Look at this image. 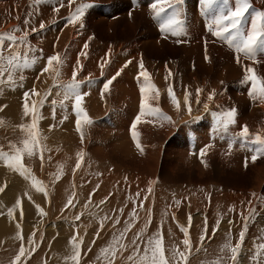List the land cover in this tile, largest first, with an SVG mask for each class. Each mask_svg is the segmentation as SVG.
<instances>
[{"label":"bare ground","instance_id":"bare-ground-1","mask_svg":"<svg viewBox=\"0 0 264 264\" xmlns=\"http://www.w3.org/2000/svg\"><path fill=\"white\" fill-rule=\"evenodd\" d=\"M191 1L194 2V0H191ZM254 1L255 0H252V2ZM25 2L26 0H6V1L0 0V33H6L8 29L14 28L16 24V23L15 24L13 23V20L12 21L10 20V13L8 9L11 8L12 11L16 10V13H14V16L15 18L18 19L20 17V13L22 12V11L20 12V8H23L25 6ZM39 2H41V0H33V3H34L33 8L35 9L37 13H39V16L41 14L42 18L45 19L44 23H47L45 24L46 25L45 28L43 30H40L38 26L36 27L37 29L36 32H31V28L35 26H33V24L25 25V26H22V29H21L22 31L15 33V35L20 36L22 35L23 31L29 32L28 39H29L31 46L36 49L43 50V58L39 59V62L42 64V66H45L46 58L55 53H59L62 57L65 58L64 65L67 64V68L63 65L65 68L62 67L61 69L62 74L59 77L60 83H66V81L71 79L72 71L74 67L76 66L78 54L81 51L87 52L86 58L84 56L79 57L80 64L83 66V68L78 70L77 80L83 81L82 83L83 91L82 92L90 93L88 95L89 99L94 98L95 94H98L101 92L100 90H102V86H103V82H101V80L99 81V78L97 77L98 78L97 79L96 76L100 75V73L103 74V79L105 82L112 77L111 75L109 76V73H110L109 69H108L109 73L107 74V69L105 67L101 69L100 67L101 62H102V56L100 59H97L93 56V54H96V53L102 54V48L97 46L94 48L95 49L100 48V49L95 50L92 46L91 50H89L88 48L84 49L83 43L88 38L87 31H85V28L87 26L85 24L83 28H80L78 24L75 26L72 24H68L67 25L68 27L67 28L65 27L68 30V32L61 36L51 35L49 31L50 30L49 24H48L49 17L51 14H54V15L57 14L58 16H63L65 18H68L70 12H74L76 6H78L81 3H90L93 5V3H95L94 0H75V6L72 5L71 7L68 8L69 10H66V9L63 10L61 7L59 12H56V13H53V11L52 12L49 11V9L46 8V6H44V3H39ZM65 3H67V0H64V4ZM216 3H218V0H216ZM230 3H231V0H230ZM218 4H221V3H218ZM41 6L44 11H41ZM91 8L85 10L84 18L85 16L86 18H88V14ZM208 10L210 12H215V11H212L210 7L205 9L199 3V10L197 12V15L200 14L199 12L203 14L204 11H208ZM193 13L194 12H192V14ZM23 14L24 13L22 12L21 15ZM216 14H218V12L212 13L211 15L215 16ZM84 18H83V21H84ZM38 19L39 17L35 19V23ZM204 19H205L204 22H201L203 26V30H201V32L203 35L197 38L198 39L197 42H202L201 45L203 44L202 46H204V47H201L200 52H205L206 42H207V49L211 46L213 48V46H215L217 43L219 45L222 44L221 42H218V41L215 43L213 39L214 40L217 39L219 41H222V40L216 37H213L210 31L208 30V25L211 23L212 20L209 19V16L208 17L204 16ZM63 20L64 22H67L65 21V19ZM63 20H60V21L63 22ZM197 20L200 21L199 19ZM109 23H110V20H109ZM58 24L59 22L53 26H58ZM18 25L20 26V24ZM249 26H250V19L246 18L244 22V27L247 28ZM56 32H59V31H56ZM171 41L173 43L177 40L171 39ZM150 42L154 44L156 41L151 40ZM139 43H140L139 41L134 40L133 43L129 44L128 47L125 49L119 48V47L118 48H108V49L103 48L106 54V60H109L112 54L115 55L113 59V63L118 68H120L119 70L120 75L117 76L115 80H113L112 84L110 85L109 91L106 92L107 94H111L115 97H118V99L114 102L116 107L114 109L112 108L113 106L108 107V108L106 106H105L106 108L101 107V106H97V107L87 106L86 112L88 116L91 118V120L93 121V123L91 125L82 124L81 130L83 132V143H81V134L79 132H77L79 133V135L74 136L73 139L71 138L73 134L66 136L67 134L64 135L63 133L62 136L68 139L69 141L68 143H66L68 148L73 152L72 155L70 156V160H68L69 165L70 163H72L70 167H68L69 165L68 166L66 165L67 164L66 162L59 161V158L62 156L58 158L54 157V154L56 155L58 154L57 152H59V148L57 146L58 143H55L54 140L50 141L51 136L49 137L48 133L44 134L43 132L41 133V130L40 132H38V130L36 129L38 133L39 142L41 139L42 144L44 148L46 149L45 151H43V157H44L43 166H41V159H40L39 152H37V154L32 157L25 156L23 163L29 166V168L33 172L32 174L36 177L38 181L41 182L43 186L42 188H44L47 191V196L45 195V192L40 194L39 192L34 191L30 186L34 188L35 186L31 182L28 183L29 179H25V177L21 176L17 172V174L14 176L18 181H21L22 183V187H19L20 189H22L21 198L23 197V195H25L26 192H31L34 195V198L38 202L42 203L44 205V208L45 207L47 208L46 213L50 214L52 209L55 207L53 209L55 212V215H57L59 219H62V221L66 220L70 212H72L73 218H75L76 215L78 214L80 216V221L78 224H76L77 228L75 229L72 228V225L66 224V222H64V224H66L67 227L64 226L63 224H60V228L56 227L57 229H55L54 228L55 224L52 223V221L50 220L51 218L49 219L47 218L48 219L47 220L45 217H43L40 214V211L38 210V208L36 209L33 207L34 205L29 206L28 204H26L25 205L26 208H30V213L32 215H36L35 209L37 210L38 217L34 219V224H33L34 229L36 228L38 229V227L42 228L40 230L38 229V231L35 232V235L32 238V242H33L32 247L33 246L37 247L38 243L41 241V233L43 232L42 230H44L43 235L46 233L47 234L48 233L54 234V232L57 233L58 236L57 235L56 236L59 239H61L59 237V234L64 230L65 235L63 239L65 241V244L66 243L70 244V241L73 236L82 238V243L84 244V246L81 248V253L84 254V252L89 247V249H92V250L91 252L89 251L88 256L97 258L98 254L100 253V249L106 246L112 240L113 234H118L119 231L123 230L124 222L131 219V217L129 216V213L132 212L133 208L136 207L137 205V204L132 205V202L136 199V193L139 192L140 193L139 199L140 201H143L144 208L137 209L139 218L136 220V226L133 228L134 230L132 229L133 232L131 230L130 232L127 233V240H125L124 243L131 245L130 240L134 237L136 232H139L141 228H144L145 224L148 221L147 209H151L152 210L151 223L148 224L147 226L148 231L142 234L144 239H145L146 233L150 236L159 230L163 234L164 244L178 245L180 246L181 250H184L182 241L178 243V241L184 234L183 232L181 233L179 231L178 232L175 231L174 220L170 221L168 217V215L170 214L173 216L174 212L172 213V211L175 210V208L171 206L173 210L169 208L171 212L169 213L167 212V207L169 204L168 202L167 204H164V202H162L164 200V199L162 200V196H164L162 195L164 191V186L158 180L160 168L158 169L159 159L157 157H160L161 153L163 154L165 150V145H168V152H173L174 150L172 149H179L175 151V152L179 151L177 153V157H178L177 164L182 165V166L185 165V168H184L185 171L181 169L180 172H183V175H188V176L189 175L194 176V174H196L195 180L197 182L204 183L207 185V183L205 182L206 181L205 177L208 174L213 173L212 170H210L212 168H214L215 170H220L223 174L227 176V178H231L232 177L231 175H234L235 177H238L240 179L246 180V178H248L252 180L251 182L252 187L250 188L251 190L248 192L245 191L244 189H243L244 191L238 190L237 192V188H233V190H230V191H223L222 189H224V186L219 184L217 187L214 188L215 193L217 192V194L214 193V197L219 200H211L210 198H206L202 194L195 195L196 196L195 198H192L194 197L193 195L192 197L184 196L182 199H180L181 201L180 213L183 211L182 207L188 208V206L191 205L190 207L191 211H189L188 209L189 215L192 213L197 214V218L193 217L194 214H192L191 226L189 227L191 230L190 238L193 242V249H192L191 256L192 255L194 256L190 257L188 264H198L204 261H205V264H211V262L216 261L218 258H221V257H222L221 264H233V262L230 259V255H231L230 251L226 249L222 253L220 249H221V246L225 242H228V241H230L232 245L234 246L235 243L239 239L240 231L245 229V225L247 226L245 240L240 249V255L237 261L235 262V264H253V261L250 259V257L255 252L254 242L256 244L264 243V232L258 230L257 228L258 225H256V227L255 226L251 227L250 225H247L249 220H251L250 218L254 214L258 213L259 212L258 210H261L262 207L264 206V200L262 198L260 199L259 195L257 194L261 188L264 189L263 188L264 187V160L261 162L257 160L255 162H252L251 160V156L254 154V148L256 147V143H253V139L255 135L259 132L261 136H264V102H261L259 99L253 100L249 96L250 84H245L244 86L243 84L238 83V85L236 86V89H237L236 93L232 92V94H234L233 103H232L234 104V106L230 107V108L234 107L237 110L236 117H235L236 122L234 124L229 125L228 128L225 129L222 123L220 122V120L218 119V116L216 115L217 113H220L221 111L226 110V108H229L230 106V104L226 105L227 103L225 100V96H220L218 94L219 91L217 90L218 89L223 90V89H220L223 86V84L225 85L226 82L235 80L237 77V73L238 74L240 73L241 76L244 77L245 66L253 67L252 66V64H254L253 60L246 58L242 53H236L234 48L229 47L227 44L226 46L221 47L224 50L229 48L231 51L230 56H228L227 58L228 60L227 64L225 62H219L218 70L214 75H208L205 77L203 76L201 80H199L197 78L199 76L198 72L202 73L203 75H207L208 71L205 70L206 68L203 70H200L199 68L201 67L196 64L197 65V69H195L196 71L190 72L189 66H187L185 70L181 72L182 75L181 74L179 75L176 74V76L172 75L166 81L165 73H164V66L158 65L156 61H153V60L149 61L145 59L144 57H142V54L140 53L139 48H138ZM40 46L41 47L43 46V47L40 48ZM4 47H5V55H7L8 54L7 42H5ZM109 49H111L110 53H109ZM21 51H23V48L21 49ZM37 53L40 55L39 52ZM119 54L126 56L127 59L125 60L123 57L120 58L118 56ZM237 56L240 58V63H237L236 61ZM98 57H100V55H98ZM185 58L191 59V55L187 54ZM141 59L143 60L145 68L150 74H152L156 69H159V72L162 73V74H158V78H157V82L159 83V88L161 90L159 99L158 101L152 100L150 102L153 104V106H158L162 110V112L165 115L171 117V120H172V123H168V122H161L158 120H154V118L148 117V116L141 118V122L137 124L135 131L138 133V140L143 147V153H141L135 146V142L133 141V138H132V128H131V125L135 121L136 116L140 113V98H141L140 97V85L143 83V78L141 77L140 80L138 81L137 76L140 71L138 65ZM128 61H131V63L128 64L127 67H124V65ZM256 61L260 64V67L262 65V70L264 71V52L257 51ZM34 66H38V64ZM253 68L256 71L257 70L256 68L258 67H253ZM263 71H261L262 75H264ZM54 75L55 73L52 71H50L49 73H45L43 75L35 74L33 75V77H30L31 75L30 76L27 75L28 79L26 81L24 80L20 82L16 81V86L19 87L20 90L24 88L28 90V88L30 89L32 83L43 84L41 88V92H44L45 88L49 89L52 86ZM37 77H39V79H37ZM132 77L136 81H133L134 79H132ZM89 79H91V83H88ZM238 79H236L235 81H239ZM177 80H179L178 85L176 84ZM20 84H22V86H19ZM169 84L172 85L173 90L175 89L177 90L179 86H182L181 88L184 89L183 90L184 93L181 96H179V98L177 97V100L179 101V104H180L179 110H177V108L172 104L171 100L169 99L168 93H166L167 90L165 88H168L167 86ZM113 87L118 92L122 91L123 95L117 96V93L114 90H112ZM197 88L202 89V92L199 97L201 102L199 104H197L196 102V99H197L196 89ZM186 89L189 93H191V95L189 96V103L191 104V107H192L191 114L188 113L184 105V95H185ZM14 90L12 89V91ZM213 90H215L217 95L215 96L213 101H208L207 96ZM57 91L58 89H53L52 92L54 93V95L51 97V99H48L46 101H49L51 103V100L53 99L57 101L61 100L60 96L56 95ZM162 99H168L169 102L164 103ZM121 103L124 105L123 109H122ZM205 103L209 105V108L207 111L204 108ZM223 107L225 109H223ZM40 109L41 107L39 108V112H40ZM52 109H53V105L50 104L49 110L51 113L53 112ZM62 110H63L62 107L58 109L55 108L56 113L60 112V115L61 114L63 115V116H60L56 114L57 117L59 116L60 118L61 117L65 118V115L68 114L67 111L65 110L62 111ZM2 116H6V113L5 114L1 113L0 118H2ZM100 117H102V120L104 119V121L107 120L108 122L106 121L107 123H104L102 121V124L100 125L99 124ZM26 119L29 120V116H25L23 113V109H22L21 113L17 112L15 115L11 117L10 123L16 122L18 125L23 124L26 126ZM56 119L54 120V122L56 121ZM76 119L77 117L75 116V120ZM173 122L174 123L176 122V124L179 125V127L181 128L180 130H177L178 132L176 133H175V126ZM114 123H116L117 128H115L112 131L105 130L103 128L105 126H108L109 128H113ZM60 124H61V121H60ZM241 125L248 126V129H249L248 138H241L238 135V133L240 132ZM4 128L8 129L6 125H4ZM68 130H71V129H67V131ZM2 131L3 129L2 130L0 129V132ZM5 131L6 130H4L3 136L0 134V138L1 137L3 138L0 140V146H3L4 150L8 149L9 151H11V144L22 146L21 141L25 138L24 132H22L18 128L15 129L11 133L8 132V134H5ZM179 132H181V135ZM102 133H104L103 136L105 137V139L103 140L101 139ZM54 134L57 135L59 133L57 131V132H54ZM54 134H53V138L55 139L56 136H54ZM175 135L179 136L178 137L179 139L170 142L171 140L175 139L174 138ZM45 136L47 138L49 137V140L46 138L44 139ZM115 136L118 137L119 141L117 140L116 142L113 140V137ZM74 139H77L75 147L73 145V141H75ZM165 140L167 141L165 145L163 146V143ZM52 142L55 143L54 147L52 146L53 144ZM229 143H232L233 145L231 150H229V147H228ZM249 144L253 145L254 148L253 146ZM206 145H209L210 147H208L206 155L201 157L199 150L204 148ZM50 148H54L55 150L57 149L58 150L54 151L53 153H50L49 152ZM80 151L84 152V157L81 163V167L77 169L75 172H73L76 161L78 159L77 153ZM112 151L113 153H111ZM115 151H118L120 155L122 154L125 157H128V155H130L132 160H134L133 162L136 163V165L141 169V171L139 172L134 171L131 173H127L128 171L125 172L122 168L121 169L119 167L115 168L112 164H109L110 161H107L108 159L106 160L105 155H104V158L102 157V154L110 153V155H112L114 158H117L114 155ZM91 158L101 161L102 166H100L97 161H94L96 163H94L92 167L91 166L92 163L90 164L89 162L88 164L87 162ZM246 159H247V166H245ZM202 160H203V163L201 162ZM59 162H62L63 164V165L60 164L61 169L59 167ZM136 165H135V168H136ZM52 166H55L56 168L59 167V169L62 170L61 172H63L62 174L64 175V177L57 185V188H58L57 198L55 199L54 207L51 204L50 208H48L47 203H50L51 201L49 200L50 202H48L47 198L48 199L50 198V192L52 191V188H53V186L50 184L51 182H49V184L47 183L48 181L52 180V178L48 175L49 174L48 170L50 168V170L53 171L54 168L52 169ZM0 167L1 169L6 168L7 170H12L11 168L6 167L3 161H0ZM98 167L102 168V172L100 171V168ZM177 168H178L177 170L180 169L179 167ZM45 173L47 174V176L45 175ZM172 173H173V170H172ZM55 176H57V172L55 173ZM53 177H54V174H53ZM149 189H151V191H149ZM8 191L9 190L7 189V194H8ZM165 191H168V190H166L165 188ZM85 192L89 194H94L97 192V194L95 195V197H91V202L89 203V200L87 201V199H85L83 195H81V194H84ZM73 193L75 194L73 197L74 206H69L66 208V211H64L65 204L67 203L68 198L73 195ZM253 193H255V196L252 195ZM203 194H205V191ZM211 194L212 192L209 193V195ZM80 195L82 199L77 202V199L80 197ZM148 195H151V196L148 197ZM145 196H147L146 200L144 199ZM105 198H107L106 202L101 204L100 201L105 200ZM17 199H19V192H16L11 197L13 207L16 206ZM27 200H29V198H27ZM200 200L204 202L202 201L200 202ZM168 201L170 200L168 199ZM249 201H251V204H249ZM76 202L77 204H75ZM87 204L88 206L85 207V205ZM175 204L176 203H174V205ZM78 205H80V209L77 213V207H79ZM163 205H167L165 209H162ZM218 205H221L222 209ZM92 206H94L95 208ZM227 206H230L229 209L230 208L232 209L231 212L236 211V215H234L235 217H232L230 214H226ZM198 207H201L200 211L195 212V210ZM44 208L43 210H45ZM121 208L124 209L123 213L119 211V209ZM7 210L6 212H9V210L14 211V208H9V210L8 211ZM1 211H0V215H2V213L4 212V211L2 212ZM109 211H111L110 214H113L112 217H115V215H118L121 221V223L115 225V227H113V225L110 224L109 222L110 220L106 221L102 218V215L106 212L109 213ZM221 211L224 212L226 215H228L227 218L225 216L223 217V215L221 214ZM85 213H89L90 215H87L88 217H86ZM105 217H107V215ZM244 217H248V219L245 220ZM102 220H103L104 225H106L103 227V229H101L100 227ZM184 220H185V217L184 219H182V222H184V225L189 226L188 218L185 221ZM205 220L207 221L208 231H207L206 239L203 242V249H206L207 251L201 250L199 253H196L195 251L196 248L201 246L200 236L205 226ZM53 222H55V220ZM234 223L235 224L237 223V225H235ZM109 224L112 226L110 228H112L113 231L112 229L110 230V228H107ZM213 228L217 229V231L215 232V235H213V232H212ZM12 229H13L12 226L2 225L0 226V233L1 234L4 233L7 235L8 233H12ZM99 230H100L99 237H97V232ZM170 234L172 235L171 237H173L174 239V243L172 244H171L172 238L171 237H170L171 239L168 238ZM15 236H14V233L13 235H10V237H13L10 241L8 237V241H9L7 242L8 244L5 245L6 247L3 248L2 251L0 252V264H11V261L13 260L14 255L16 254V252L14 253L13 250L16 248H19L17 247L15 243H13ZM26 237L28 238V236ZM43 237L45 238L46 236H43ZM5 239L7 238L1 237L0 242ZM93 241H95V243H93ZM48 243L49 241L47 240V243H45V245H47ZM138 243H140V241H138ZM50 245H51V248H53L55 244L54 245L50 244ZM70 246L72 247L71 244ZM63 247L64 246H62V248ZM66 247H68L67 249L65 248L66 250L60 251L61 252L60 254L56 253L57 255L53 254V251H51V257L53 256V258L56 259V261L58 262V259H61V257L64 256L66 258L67 264H74V262L69 259V257L73 254V252L69 253L68 257L66 255L67 252L73 251V248L69 246H66ZM12 252L14 255L11 256ZM27 253L29 252L26 251V255L22 259L27 260L26 258ZM34 258L30 264H38L37 261L39 259H36L37 257L35 259ZM119 258H123V257H121L118 254L116 263L118 262ZM92 259H89V260H92ZM263 259H264V256H261L260 258L261 263ZM85 263H88V262L86 261L84 262V264Z\"/></svg>","mask_w":264,"mask_h":264},{"label":"rangeland","instance_id":"rangeland-1","mask_svg":"<svg viewBox=\"0 0 264 264\" xmlns=\"http://www.w3.org/2000/svg\"><path fill=\"white\" fill-rule=\"evenodd\" d=\"M255 1L252 2L253 9L254 10H256V9L257 10H264V0H258L259 2L257 0H255ZM26 2H25V6L23 8H20V12L22 11L24 14L21 15L22 14V12H21L20 13V17L18 19L15 18V16H14V13H16V10L12 11L11 8L8 9V11L10 13V20L11 21L13 20V23L14 24L16 23L15 26H14V28H16L17 26H19L18 24H20L19 27H20V29H22V26H25V23H24L25 20H29L30 23L28 25L33 24V26H35V28H36L40 24L39 21H43L44 22V20H45V19L42 18L41 14L39 16V13H37L35 11V9L33 8L34 7L33 0H26ZM94 2L95 3H93V6L90 9V12L88 14V18H86V16H85L84 21H83V23L87 26L85 28V31H87V36H88L87 40L83 43V45L87 42L88 45H89L88 46V49L89 50H91V47L92 46H93V48L94 47H97V46H99L100 48H102V54L101 53L93 54V56L95 58H97V59H100L101 56H102V62H101V64L104 62V60H106V54H105V51H104L103 48L108 49V48H118L119 47V48L125 49V48L128 47L129 44L133 43L134 40H137V41H139L141 43V44L140 43L138 44V48H139L140 53L142 54V57H144L145 59H147L149 61L150 60L156 61V63H158V65H163L164 66L165 77L167 75V70H170L171 73H172V75L176 76V74L177 75H179V74L182 75L181 72H183V70H185V68L187 66H189L190 72H194V71H196L195 69H197V65H199L201 67V68H199L200 70H203V69L206 68L205 70L208 71V74L207 75H203L202 73L198 72L199 76L197 78L199 80H201V78L203 76L205 77V76H208V75H214L217 72V70H218L219 62H225L227 64V61H228L227 58H228V56H230L231 51H230L229 48L228 49H225V50L221 48V47L227 45L226 42H222V41H219L217 39L214 40L212 38L213 41H215V43L218 41V42H221L222 44L219 45L217 43L215 46H213V48L211 46V47L208 48L209 50L207 49L208 60L205 59V52H200L201 51V47H204V46H202L203 44L201 45L202 42H197L198 41L197 38H199L200 36L203 35L202 32H201V30H203V26H202V23L201 22H204V20H205L204 19V16H207V17L209 16V19L212 20V18L214 16H212L211 14L212 13H217V12H219V11L222 10L221 0H218V3H221V4H218V3L215 2L213 5H210L209 6L211 8V10L212 11H215V12H210L209 10L208 11H204L203 12L204 15L201 12H199L200 14L197 15V12L199 10V0H194V2H192L191 0H184L183 5L181 6V13H182V18L184 20V26L185 25L186 26L184 27V33L185 34L184 35H181L182 37L181 36H178V37L177 36H173L170 33H165L164 34V33H162L160 31L159 25L161 23V18H154L153 15H152L153 13L150 11V8H149V5L153 2V0H96V1L94 0ZM39 3H44V6H46V8H48L49 11H51V12L53 11V13H56L53 9L55 7H57V5L59 3V0H41V2H39ZM67 5H68V3H65L64 4V7H62V9L63 10L64 9L69 10L68 8L70 6L67 7ZM74 6H75V4H74ZM41 11H44L43 8H42V6H41ZM130 11L132 13L131 14V17L129 16V12ZM192 12H194V13L192 14ZM195 14H196V16H195ZM55 15L54 14H51L50 17H49V23L48 24H49L50 34L53 35V36H61V35L66 34L68 32V30L66 29L68 27L67 26L68 23L67 22H64L63 19H65V21H67V18H65L63 16H58L57 14H55ZM52 16H54V17H52ZM199 16H200V18H199ZM38 17H39V19L35 23V19H37ZM61 17H63V18H61ZM131 18H133V19H131ZM196 18L199 19L200 21H198ZM41 19H43V20H41ZM157 19H159V20H157ZM191 19H193V20H191ZM248 19H250V17H248ZM60 20H63V22L60 21ZM109 20H110V23H109ZM58 22H59L58 26H53V25L57 24ZM45 24H47V23H45ZM14 28L8 29L6 33H8L10 30H12ZM157 29H159V30H157ZM56 31H59L60 33L59 32H56ZM186 32H188V33H186ZM79 33H81V32H79ZM163 35L164 36L167 35V39L163 38L164 37ZM185 35H187V36H185ZM89 37H92V39H89ZM171 39L172 40H178L179 39V40H182L184 42L178 44L175 41V42L172 43ZM151 40H154L157 43L155 42L153 44L152 42H150ZM42 47L40 46V48H42ZM156 48H158V49H156ZM99 49H95V50H99ZM227 52H228L229 55L227 54ZM187 54L188 55H191V59H186L185 58V56ZM36 55L39 56L38 53H36ZM98 55H100V57H98ZM112 56L108 60L110 62L105 66V68L107 69V74L109 73V71H108V69H109L110 70L109 76L111 75L113 77V76H115V74L117 73V71L120 70V68H118L113 63V59H114V56L115 55L112 54ZM118 56L120 58L123 57L125 60L127 59L126 56H123V55H120V54ZM187 60H189V61H187ZM37 64H38V66H34L33 68L26 69V70L23 71V74L25 75L24 76L25 77L24 81H26L28 79L27 75L28 76L31 75L30 77H33V75L40 74L41 73V69L44 66H42V64L39 62V60L37 61V63L35 65H37ZM158 65H157V67H158ZM166 65H167V70H166V67H165ZM64 66L67 68V64L64 65ZM252 66L253 67H258V68H256L257 69L256 70V73L259 76L264 77V75L261 74V71H263L262 70V65L260 67V64L258 62H254V64H252ZM35 70L36 71L38 70L39 72L38 71L36 72ZM158 74H162V73L159 72V69H156L151 74V80L155 84V86L159 89V92H160L161 90L159 88V83L157 82ZM97 77L99 78V81L101 80V82H103V83L105 82L104 79H103V74L100 73V75H97L96 78ZM132 79H134V78L132 77ZM236 79H238L239 81H235ZM236 79L226 82L225 85L223 84V86L220 88V89H223V90H219V89L217 90V91H219L218 94L220 96H225V100H226V103H227L226 105L230 104L229 108H226V109H230V107L234 106V104H232L233 103V96H234V94H232V92H235L236 93V90H237L236 89V86L238 85V83H241V81L243 80V77L241 76L240 73L239 74L237 73ZM162 80H163V78H162ZM17 81H19V80H17ZM68 81H66V82H68ZM133 81H136V80L134 79ZM59 82H60V80H59ZM61 84H64V83H61ZM176 84L177 85L179 84V80L176 81ZM241 84H243L245 86V83H241ZM42 86H43V84L32 83L30 89L28 88V90H27V89L24 88V89L20 90L19 87L13 86V85H10V84H7V83L6 84H3V85H0V114L1 113H4V114L6 113V116H2V118H0V121L3 122L2 124H0V129L1 130L3 129V131L0 132V134L2 136L4 135V130H6L5 131V134H8V132L11 133L15 129H17V128L20 129L19 125L16 122L10 123V119L17 112L18 113H21V111L23 109V106L26 103L25 96H24V93L25 92H29L30 93V90L33 89V87H35V89L39 93V96H34L31 93L29 94V97L27 99V103L29 105H31L32 101H38V100H40L41 98L44 97L45 93L50 88H52V86L49 89H46L45 88L44 89V92H41ZM82 87H83V84H81V89H80L81 91H83ZM181 87L182 86H179L177 90L176 89L174 90V94H175L176 98L177 97L179 98V96H181L184 93V91H183L184 89H182ZM12 89L13 90L15 89L14 90L15 92L12 91ZM165 89L167 90L168 88H165ZM17 90H18V92H17ZM112 90H114L117 93V96L118 95L119 96H122L123 95V92L122 91H119L118 92L114 87H113ZM166 93H168V91ZM53 95H54V93L52 92V95L49 96L47 98V100L48 99H51V97ZM60 98L62 99V95H60ZM90 99L88 98V95L85 96L84 99H83L82 106H83V108L85 110L87 109V106H89V107L90 106H95V107L101 106V107H104V108H106V107L108 108V107H112L113 106L112 108L115 109L116 105H115L114 102L118 99V97H115V96H113L111 94H107L105 92L104 93V98L101 100V92H100L98 94H95V97L94 98H90ZM59 101H57V104L55 106L56 109H58V108L61 107L60 104L58 105ZM162 101H164V103L165 102H167V103L169 102L168 99H162ZM50 104L51 103L49 101H46L43 104V106L41 107L40 112H39V119H38V123H37V130H38V132H40V130H41V133L43 132L44 134L45 133H48V136L49 137L51 136L50 141L51 140H54L55 143H58L59 144V145L57 144V146L59 148V152H57L58 154H56V155L54 154V157L58 158V157L62 156V157L59 158V161L66 162L67 163L66 165L68 166L69 165V163H68L69 161L68 160H70V156L72 155L73 152L68 148V146L66 144V143L69 142L68 139L64 138L62 135H63V133H64V135L67 134L66 136H68L70 134L71 135L73 134L71 136L72 139H73L74 136L79 135V133H77V130H76V123H75L76 122V120H75V116L76 115L74 114V111L72 109V101L71 100L66 101L65 102L66 107H62V109H63L62 111L65 110V111L68 112V114L65 115V117H67L66 119L64 117H61L62 119L59 116L57 117L56 114L60 115V112L59 113L58 112L57 113L55 112V115L53 116V112L51 113L50 110H49L50 109ZM165 105H163V106H165ZM121 106H122V109H123L124 105L122 103H121ZM223 109H225V108L223 107ZM28 116H29V120L26 119V126L27 125H30L32 123V116H31V114H29ZM60 116H63V115L61 114ZM55 119H56V121L54 122ZM96 120H98V119H96ZM60 121H61V124H60ZM102 121L104 123H107L108 122L107 120H106L107 122L104 121V119L102 120V117H100V120H99V124L100 125L102 124ZM57 124H58V126H57ZM173 124L175 126V133H176V132H178L177 130H180L181 128L179 127V125L176 124V122L175 123L173 122ZM4 125H6L8 127V129L7 128H4ZM38 127H39V129H38ZM66 128L67 129H71L72 132H71V130H68L67 131ZM103 128L105 130H111L112 131L115 128H117V125H116V123H114L113 124V128H109L108 126H105ZM57 131H58L59 134L55 135L54 132H57ZM22 132H24V131H22ZM179 133L181 135V132H179ZM53 134H54V136H56L55 139L53 138ZM96 135H98V134H96ZM103 135H104V133H102V137H101L102 140L105 139V137ZM59 136H60V138H59ZM49 137L47 138L45 136L44 139L46 138V139L49 140ZM178 137L179 136L175 135L174 136L175 139L171 140L170 142L179 139ZM1 139H3V138L1 137L0 140ZM74 140L75 141H73V145L75 147V144H76L77 139H74ZM113 140L116 141V142H117V140L119 141V139H118L117 136L113 137ZM166 141L167 140L164 141L163 146L165 145ZM40 142L42 144L41 139H40ZM54 142H52L53 143L52 144L53 147L55 146L54 145L55 144ZM249 145H251V144H249ZM42 146H43V144H42ZM251 146H253V145H251ZM257 147H260V145L256 144V147L255 148L253 146L254 149H256ZM57 150H55L54 148H50L49 149V152L50 153H53L54 151H57ZM172 150H174V151L173 152H168V145H165V150H164L163 154L161 153V156L160 157H157V158L159 159L158 169L160 168V173H159V176H158V180L164 186V191L162 193V195H164V196H162V200L163 199L164 200L162 202H164V204H167V202H168V204H169L168 207H167V212L168 213L171 212V210H173L171 208V206L175 208V210L172 211V213L174 212L173 213V216L171 214L168 215L170 221L174 220L175 227H176V228L174 227L175 231L181 232L180 226H183L184 225V222H182V219H184V217H185V220H186L189 217V211H191V209H190L191 205H190V206H188V208L187 207L186 208L182 207L183 211L180 213V210H181L180 204H179V206H177L176 204L174 205V203H175L176 200H180L184 196L192 197L193 195H194V197H192V198H195L196 197L195 195H200V194H202L206 198H210L211 200H219V199H216L214 197V193H215V189L214 188L217 187L219 184L224 186V189H222L223 191H230V190H233V188H237V192H238V190L241 191L243 189L245 191H247V192L251 190L250 189L252 187V183H251L252 180L251 179H248V178H246V180L245 179H240L238 177H235L234 175H231L232 176L231 178H227V176L225 174H223L220 170H215L214 168L210 169V170H212L213 173L212 174H208L205 177V180H206L205 182L207 183V185L204 184V183L197 182L195 180V177H196L195 175L196 174H194V176L193 175H189V176L188 175H183V172H180V170L183 169V171H185L184 170L185 165L182 166V165H178L177 164V159H178L177 153L179 151L178 152H175V151H177L179 149H172ZM5 151H9V150L7 149ZM199 152H200V150H199ZM64 153H66V154H64ZM111 153H113V151ZM104 155L106 156V160L108 159L107 161H110L109 164H112L115 168L116 167L117 168L119 167L120 169L122 168L125 172L128 171L127 173H131V172H134V171L135 172L141 171V169L136 165V163L133 162L134 160H132V158H131L130 155H128V157H125L122 154L120 155V153L118 151H115L114 152V155L117 158H114L112 155H110V153H108V154L107 153L106 154L105 153L102 154V157L103 158H104ZM108 156H109V158H108ZM91 159H89L90 161L88 160L87 162H88V164H89V162H90V164L92 163V165H91L92 167H93V164L96 163L94 161H97L99 163V165L102 166L101 161H99L97 159H93V158H91ZM263 160H264V156H260L257 159V161H260V162L263 161ZM60 164H62V162H59V167L61 169V165ZM71 164L72 163H70V165L68 167H70ZM135 165H136V168H135ZM127 166H129V167H127ZM26 167L29 168L28 165ZM59 167L56 168L55 166H52V169L54 168L53 171L50 170V168L48 170V173H49L48 175L52 178V180L51 181H48L47 183L49 184V182H51L50 184L53 186L52 191L50 192V198L49 199L47 198L48 202L51 201L50 203H47L48 204V208H50V205L51 204L54 207V205H55V199L57 198V190H58L57 185L59 184V182L64 177V175L62 174L63 172H61L62 170H60ZM177 167H179L180 169L177 170L178 169ZM98 168H100V167H98ZM172 170H173V173H172ZM8 171H10L11 174ZM12 171L13 170H7L6 168L1 169V167H0V188H3L4 189L3 191H0V211L2 210V211L5 212V213L3 212L2 215H0V226H2V225H8V226H12L13 227L12 233H8L7 235L4 234V233H2V234L0 233V238L1 237H6L7 238V239H5V240H3V241L0 242V252L2 251L3 248L6 247L5 245L8 244L7 242H9L13 238V237H10V235H13V233H14V236H15V234H16V236L14 237V242L13 243H15L17 245V247H19V248L23 244V246L26 249V251L29 252V253H27V257H26L27 260L26 259H22L23 258L22 257L21 258L22 262L21 261L19 262L20 264H27V263L30 264L33 261V258L34 257L35 258L37 257L36 259H39L37 261L38 264H55V262H56V264H67L66 258L64 256H62L61 259H58V262L59 263L56 261V259L53 258V256L51 257V251H53V254L57 255L56 253L60 254L61 253L60 251L66 250L68 248L66 246L71 247L70 246L71 243L70 244L66 243L67 245L65 244V241L63 239L64 238V235H65V231L64 230L59 234V237L61 239L57 238L58 235L55 232H54V234H50V233L47 234L46 233V234L43 235L44 230H42L43 232L41 233V241L38 243V246L37 247H35V246L32 247L33 242L32 243H29L28 242L29 239L32 240V238L34 236L33 233H35L36 231H38V229L39 230L42 229L41 227H38V229L37 228L34 229V227H33L34 219L38 217L37 210H36L37 209V205L39 204V211L42 210L43 213H45V215H42L43 217H45L46 219L47 218L48 219L51 218L50 220L52 221L53 224H55V227H54L55 229L60 228V224H63L66 227H67L66 224H69V225H72V228L75 229V228H77V225L76 224L79 223L80 219L79 220H76L75 218H73L72 217V212H70L69 214L71 216L68 214V217H67L68 219L66 218V220H63L62 221V219H59V217L57 215H55V212L53 210L55 207L52 209V211H51L50 214L49 213H46L47 212V208L46 207L44 208V205L42 203L38 202L34 198V195L31 192H26L27 195H23V197L21 198L22 189H20L19 187H22V183H21V181H18L15 178V176H14V175L17 174V172H15V171L12 172ZM100 171L102 172V168H100ZM56 172H57V175L60 176V179H58V180L55 179V177H56L55 176V173ZM58 172H60V173H58ZM32 173L33 172L31 171V175L35 178L36 181H38L36 179V177ZM53 174H54V177H53ZM45 175L47 176L46 173H45ZM30 182L32 183V180L31 179H29L28 183H30ZM38 182L39 183H37V184L34 185L35 188L32 187V186H30V187L34 191L39 192L40 194L41 193H44V191H38L37 190V189H39V187L40 188L43 187L42 184H41V182L40 181H38ZM165 188L168 191H165ZM7 189L9 190L8 191V194H7ZM204 191H205V194H203ZM260 191L262 192V194H261ZM16 192H19V199L21 200V206L20 207H16V206L13 207L12 206L13 203L11 201V197ZM211 192H212V194L209 195V193H211ZM263 193H264V189L261 188L258 191L257 194L259 195V198L260 199L262 198L264 200ZM96 194H97V192L94 193V194H91V197H95ZM215 194H217V192ZM81 195H83V197L85 199H87V201H88L89 193L85 192L84 194H81ZM81 195L77 199V202L82 199ZM150 196L151 195H148V197H150ZM168 196H170V197H168ZM3 197H4V199H3ZM29 197H31V199L27 200V198H29ZM168 199L170 201H168ZM134 201H135V203H134ZM134 201L132 202V205L138 204V202L140 201L139 197L136 196V199ZM201 201L202 200H200V202ZM77 202L75 204H77ZM202 202H204V201H202ZM26 204H28L29 206H33L34 205L33 207L36 208L35 209L36 215H32L30 213V208H26V206H25ZM78 206L79 207H77V213H78V211L80 209V205H78ZM87 206H88V204H87ZM166 206L167 205H163L162 206L163 207L162 209H165ZM218 206L221 207V205H218ZM92 207H94V206H92ZM229 207L230 206H227V208H226L227 209L226 210V214H230L232 217H235L234 215H236V211L235 212L229 211ZM9 208H14V211H12V215L11 216H9L8 215V212H6L7 209L9 210ZM43 208L46 211L43 210ZM188 209H189V211H188ZM200 209H201V207H198L195 210V212H199ZM221 209H222V207H221ZM64 211H66V208H65ZM258 211H259L258 213H260V214H258V213L254 214L250 218L251 220H249V222H248L249 224L247 223V225H250L251 227H253V226L256 227V225H258V227H257L258 230L264 232V216H263L264 215V206L262 207L261 210H258ZM21 212L23 213L22 216H21ZM106 213H104L105 216L107 215L108 218H110V217L112 218V215L113 214H110L111 211H109V213H107V214ZM104 214L102 215V218H105ZM192 214H194V213H192ZM192 214H190L191 217H192ZM221 214L223 215V217L225 216L226 218L228 216V215H226L222 211H221ZM85 215H86V217H88L87 215H90V214L89 213H85ZM76 216H79V215L77 214ZM52 217H54V218H52ZM115 217L119 219V216L118 215H115ZM173 217H175V218L173 219ZM193 217H196L197 218V214H194ZM3 220H5V221H3ZM54 220H55V222H53ZM104 220H106V221H109L110 220L109 221L110 224L113 225V222L111 221V219H104ZM64 222H66V224H64ZM110 224L108 225L107 228L112 227ZM17 225H19V228L17 227ZM227 225H229V224H227ZM235 225H237V223ZM104 226H106V225H104ZM135 226H136V221L134 222L132 229ZM184 227H188V226L184 225ZM27 229H29V230H27ZM111 229L112 228H110V230ZM147 229H148V227H147ZM133 230H132V232H133ZM112 231H113V229H112ZM189 231H190L189 232V236H191V230H190V228H189ZM98 232H100V230ZM53 235H54L55 238L53 237ZM113 235H116V234H113ZM145 235H146L145 236V239H146V237H148L149 235L147 233ZM20 236L23 237V240L20 239ZM26 236H28L29 239ZM43 236H46V237L44 238ZM61 236H63V237H61ZM171 236L172 235L170 234L168 238L169 239L172 238L171 239L172 240L171 244H172V243H174V239ZM183 236L180 238V240L178 241V243L182 241V239L184 238ZM8 237H9V241H8ZM49 238H50V240H49ZM47 240L49 241V243L47 245H45V243H47ZM51 240H53V241H51ZM233 241H235V240H233ZM50 244H53V245L55 244V245H54L53 248H51V245ZM192 244H193V242H192ZM164 245H165V248L167 246L166 249H170V247L173 244L172 245H170V244H164ZM62 246H64V247L62 248ZM83 246H84V244L82 243L80 245V247L82 248ZM129 247H128L129 248L128 251H126L123 254V257H126L127 255H129L132 252V246L129 245ZM19 248H16L17 251H16V249H14L13 252L14 253L16 252V254L14 255L13 252H12L11 256L14 255V258H15V256L17 255V253L19 251ZM56 250H58V251H56ZM91 250H90V252H91ZM71 252H73V251H69V252L66 253L67 257L69 256V253H71ZM85 252H84V254L81 253L80 263L84 264V262L87 261L88 263H85V264H102V261L101 260H97V258L89 257L88 256V254H89V247H88V249ZM166 255L170 256L171 253L168 252V251H166ZM193 256L194 255H192L190 257H193ZM89 259H92V260H89ZM59 260L62 261V262H60ZM116 264H126V262H125V260L123 258H119V260H118V262ZM198 264H202V262H200ZM203 264H205V261L203 262ZM261 264H264V259L262 260V263Z\"/></svg>","mask_w":264,"mask_h":264},{"label":"snow or ice","instance_id":"snow-or-ice-1","mask_svg":"<svg viewBox=\"0 0 264 264\" xmlns=\"http://www.w3.org/2000/svg\"><path fill=\"white\" fill-rule=\"evenodd\" d=\"M216 0H199V3L206 9L210 5H213ZM68 6H72L75 4V0H67ZM184 0H153V2L149 5L150 11L153 13L154 18H161V23L159 25L160 31L162 33H170L173 36H181L184 35V20L182 18L181 6L183 5ZM222 10L218 12L213 18L211 23L208 25V30L210 31L213 37H216L228 44L229 47L234 48L236 53H242L246 58L252 59L254 62L256 61V53L257 51L264 52V10H254L252 5V0H221ZM93 5L90 3H81L75 7L74 12H70L67 23L72 25H79L80 28L84 27L83 18L85 15V10L91 8ZM64 7V0H59V4L53 10L55 12H59L60 8ZM131 11L129 12V16L131 17ZM250 16V26L245 28L244 22L245 19ZM25 25L30 23L29 20H25ZM45 23L43 21L39 24V29L43 30L45 28ZM19 26L10 30L8 33H0V85L10 84L16 86V81H23L24 75L23 71L26 69L32 68L39 59L43 58V50L36 49L31 46L29 42V32L23 31L22 35L17 36L15 33L21 32ZM37 29L35 27L31 28V32H36ZM163 38L167 39V35ZM92 39V37H89ZM5 42H7V52L5 55ZM182 40H177L176 43H183ZM88 43L84 44V49L88 48ZM23 48V51L21 49ZM111 49H109L110 53ZM39 52L40 55L37 56L36 53ZM84 56L87 57V52L81 51L78 54L76 66L74 67L71 75V79L61 84L59 82V77L61 76V69L64 65V57H62L59 53H55L46 58L45 66L41 69V75L45 73H49L50 71L54 72L53 76V85L38 101H32L31 105L27 103V99L29 94L31 93L34 96H39L38 91L33 87V89L29 92H25V100L26 103L23 106V113L25 116L31 114L32 123L28 126L23 124L19 125L20 129L25 132V138L21 141L22 146H17L16 144H11V151H5L3 146H0V161H3L6 167L11 168L13 171L18 172L21 176L25 177V179H31L33 185L39 183L35 180V178L31 175V170L25 166L23 163L24 157H32L40 153L41 166H43V151L46 149L42 146L38 139L37 123L39 119V108L43 106L45 100L49 96L52 95L53 89H58L56 95H62V99L59 101L61 107H66L65 102L71 100L72 101V109L77 117L76 119V130L81 134V143H83V132L81 130L82 124L91 125L93 121L88 116L86 110L82 106V102L85 96L89 95L88 92H82L81 84L83 81H78V70L82 69L83 66L80 64L79 57ZM205 59L208 60L207 56V42L205 43ZM237 63H240V58L236 57ZM109 63L108 60H104V62L100 65L101 69H103ZM131 61L126 62L124 67H127ZM140 71L137 76V80L143 78V83L140 85V113L136 116L135 121L131 125L132 128V138L135 142L136 148L143 153V147L138 140V133L135 131L137 124L141 122V118L148 116L154 118V120H158L161 122L172 123L171 117L165 115L162 110L158 106H153L150 102L152 100L159 99L160 92L159 89L155 86V84L151 80V74L147 71L144 66L143 60L139 62L138 65ZM167 70V65L165 66ZM122 71V69H121ZM19 73V74H18ZM120 75V71H117L115 76L108 79L103 83L101 90V99L104 98V93L109 91L110 85L113 80L116 79L117 76ZM172 76L170 70H167V75L165 80L167 81ZM39 79V77H37ZM88 83H91V79L88 80ZM241 83L250 84L249 88V96L255 100L259 99L261 102H264V77L257 75L255 69L251 66H245V75ZM19 86H22L20 84ZM168 96L171 100L172 104L179 110L180 104L177 100L174 90L171 84L168 85ZM202 89H196V102L199 104L201 101L199 99ZM191 93L185 90L184 95V105L189 114L192 112L191 104L189 103V96ZM217 93L215 90L210 92L207 96L208 101H213ZM51 104L53 105V116L55 115V106L57 104V100H51ZM219 107V106H218ZM204 108L207 111L209 105L207 103L204 104ZM237 110L236 108H230L217 113L218 119L222 123L225 129L228 128L229 125L234 124ZM67 117H65L66 119ZM3 122L0 121V124ZM238 135L241 138L249 137V129L247 125L240 126V132ZM253 143L260 145L254 149V154L251 156L252 162H255L260 156H264V136H261L259 132L255 135L253 139ZM232 143H229V150L232 148ZM210 147L206 145L204 148L200 150V156L203 157L206 155L207 149ZM77 161L75 164V168L73 172L81 167V163L84 157V152L80 151L77 153ZM203 163V160L201 161ZM206 166V165H205ZM247 166V159L246 164ZM56 180L60 179V176L57 175L55 177ZM152 183V182H150ZM98 187V186H97ZM3 188H0V191H3ZM38 191H44L47 196V191L44 188L37 189ZM151 191V189H149ZM27 195V193H25ZM70 196L65 204V208L69 206H74L73 197ZM255 196V193L252 194ZM136 196L139 197L140 193H136ZM31 199V197H29ZM147 199V196L144 197ZM89 203L91 202V194H89ZM105 200H101L100 203H105ZM135 203V201H134ZM176 205L179 206L181 203L180 200L175 201ZM251 204V201H249ZM21 206V200L17 199L16 207ZM87 207V205H85ZM39 210V205H37ZM144 208L143 201H140L136 207L133 208L132 212L129 213L131 217L130 220L124 222L123 230L119 231L118 234L113 235L112 240L104 247L100 249V253L97 256V260H101L103 264H116L118 254L123 257V253L128 251V244L124 243L127 240V233L131 231L134 222L139 218L138 210ZM121 213H123L124 209H119ZM229 211H232L230 208ZM151 209H147L148 213V221L145 224L144 228H141L139 232H136L134 237L130 240V244L132 246V252L123 257L126 264H188L190 256L192 254L193 244L191 238L189 236V227L191 226L192 217L189 215L188 222L189 226L184 227L180 226L181 232L184 234V238L182 240V244L184 246V250H181L178 245H173L171 249H166L164 245V237L163 234L158 230L152 235L148 236L146 239L142 236L143 233L147 231L148 224L151 223ZM41 215H45L42 210H40ZM8 215H12V210H9ZM23 213L21 212V216ZM166 215V213H165ZM175 217H173L174 219ZM76 220L80 219V216L75 217ZM103 219H111L113 221V227L115 225L120 224V219L116 217L108 218L105 217ZM245 220L248 217H244ZM219 223V222H218ZM231 223V222H230ZM19 228V225H17ZM101 229L104 227L103 220L100 224ZM246 228L240 231L239 239L233 246L230 241L225 242L220 251L223 253L224 250H229L231 255L230 259L235 264L239 255L240 249L245 240ZM207 221L205 220V226L200 236L201 246L196 248V253H199L201 250L207 251L203 249V242L207 236ZM217 231L216 228L212 229L213 235ZM35 235V233H33ZM97 237H99V232H97ZM20 239L23 240V237L20 236ZM140 241V243H138ZM29 243H32V240H28ZM73 254L69 257L74 264H80L81 259V243L82 238H78L77 236H73L70 241ZM95 243V241H93ZM255 253L250 257L253 261V264H261L260 258L264 256V243L256 244L254 242ZM34 250V249H33ZM91 249H89L90 251ZM166 251L170 252L171 255H166ZM26 255V249L23 244L20 246L18 254L11 261V264H19L21 258ZM221 258H218L216 261L211 262V264H221ZM203 264V262H202Z\"/></svg>","mask_w":264,"mask_h":264}]
</instances>
